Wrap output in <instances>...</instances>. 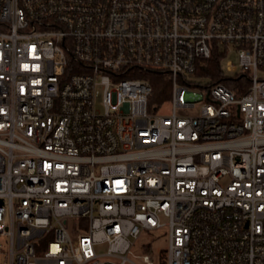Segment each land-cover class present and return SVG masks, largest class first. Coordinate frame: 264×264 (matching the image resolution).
I'll return each mask as SVG.
<instances>
[{
	"label": "built area",
	"instance_id": "2783aa9c",
	"mask_svg": "<svg viewBox=\"0 0 264 264\" xmlns=\"http://www.w3.org/2000/svg\"><path fill=\"white\" fill-rule=\"evenodd\" d=\"M217 46L242 93L192 80ZM163 228L264 264V0H0V264H160Z\"/></svg>",
	"mask_w": 264,
	"mask_h": 264
},
{
	"label": "trees",
	"instance_id": "16d2710c",
	"mask_svg": "<svg viewBox=\"0 0 264 264\" xmlns=\"http://www.w3.org/2000/svg\"><path fill=\"white\" fill-rule=\"evenodd\" d=\"M226 59L225 51L220 47H215L209 59L199 61L194 77L204 80V83H222L226 87L234 90L237 94L242 93L250 84L247 73H236L232 76L226 75L222 67V62ZM152 86L150 105L160 104L170 96V81L160 72L139 73ZM164 264V262H161Z\"/></svg>",
	"mask_w": 264,
	"mask_h": 264
},
{
	"label": "rangeland",
	"instance_id": "374dc122",
	"mask_svg": "<svg viewBox=\"0 0 264 264\" xmlns=\"http://www.w3.org/2000/svg\"><path fill=\"white\" fill-rule=\"evenodd\" d=\"M231 61L233 63H236L237 59H236V55L235 54H230L223 62H222V67L224 69L225 67V61ZM260 76V75H259ZM193 81H196L198 83H204V80H200L196 77L193 76ZM163 111H167L166 108ZM145 240H147V242L150 244V253L152 255H154L158 261L160 259V264L162 261V255L164 253V250L167 248V231L165 228L160 229L156 232H154L153 234L147 236L144 238ZM136 254H141L142 251L136 249L135 250ZM157 261V263H158ZM159 264V263H158Z\"/></svg>",
	"mask_w": 264,
	"mask_h": 264
}]
</instances>
